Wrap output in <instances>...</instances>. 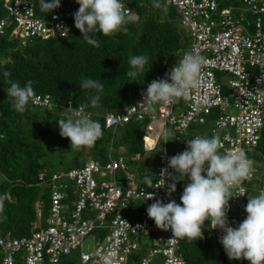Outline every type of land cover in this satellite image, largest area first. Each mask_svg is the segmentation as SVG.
Masks as SVG:
<instances>
[{
	"label": "built area",
	"instance_id": "obj_1",
	"mask_svg": "<svg viewBox=\"0 0 264 264\" xmlns=\"http://www.w3.org/2000/svg\"><path fill=\"white\" fill-rule=\"evenodd\" d=\"M36 1L39 0H0V37L24 47L33 39L62 38L67 35L64 29L71 31L69 20L73 17L71 8L78 5L76 0H60L61 6L49 13L35 9ZM162 1L175 12L180 27L188 33L189 43L172 62H160L145 88L154 79H168L171 69L188 51L205 57L201 84L180 105H158L156 114L142 109L139 94L120 110L105 114L103 127L114 129L147 118L140 139L143 153H150L157 149H149L155 122H163L179 136H185L190 124L203 125L213 114L209 137L221 138L220 151L242 148L248 157L259 142L264 123V0ZM123 3L130 8L126 0ZM245 16L250 20L246 21ZM216 73L220 78H216ZM31 104L40 108L51 106L46 94L36 95ZM69 107L76 108L66 103L63 111L68 117L72 116ZM196 135L185 138L188 141ZM170 157L165 150L157 155L152 188H147L143 179L137 181L130 176L125 182H118L116 173L124 170L127 162L111 151L101 163L88 159L77 169L39 172L37 181L44 185L48 198L45 226L40 227L38 220L27 237L1 235V264H56L76 249H79L78 264H127L134 254H139L134 264H187L176 255L178 238H173L170 229H158L147 216V207L155 199L180 203L176 191L167 194V186L172 183L167 177L164 187L156 188L161 169L167 166ZM243 188L244 196H237L240 191L237 188L229 200L227 218L233 228L246 218L248 191L258 195L264 186L253 189L244 182ZM147 192L153 193L154 199L147 200ZM3 195L10 200L8 194ZM35 211L39 217L41 210ZM209 230L214 241L219 242L222 231L211 229L210 224ZM96 231L104 233L96 239L91 253L83 252L82 240ZM241 261L247 264L246 260Z\"/></svg>",
	"mask_w": 264,
	"mask_h": 264
},
{
	"label": "trees",
	"instance_id": "obj_2",
	"mask_svg": "<svg viewBox=\"0 0 264 264\" xmlns=\"http://www.w3.org/2000/svg\"><path fill=\"white\" fill-rule=\"evenodd\" d=\"M126 1L130 9L140 16L139 21L128 24L129 31L126 34L123 31L109 37L99 33L90 34L98 39L100 47L89 45L75 28L72 19L69 20L71 31L62 38H36L20 47L15 41L0 37V195L6 193L10 198L9 201L5 199L4 212L0 213V236L9 233L15 238L27 237L32 228L37 226V221L46 217L47 193L37 197V189L44 187L37 181L39 172L48 174L50 171L77 169L88 159L101 163L106 161L110 151L122 155L129 164H139L138 160L143 156L140 137L148 119L106 129L102 117L120 110L145 92V84L157 72L160 62L175 60L186 50L189 37L180 27L172 8L165 5L166 12L154 8L153 0ZM160 2L163 3L162 0ZM35 6V9L40 8L39 1H36ZM138 55H146L148 63L145 73L133 79L127 76L129 70H134L129 59ZM6 70L10 72L8 79L19 82L21 87L31 80L36 95L51 97V106L34 107L30 102L25 113H18L6 93L10 87L3 76ZM84 79L100 82L104 91L97 93L95 90L81 89ZM94 95L100 96L96 108L90 104ZM67 102L89 113L91 119L102 125L104 134L90 149L76 150L71 148L68 138L58 139L64 154L52 160L50 155L54 149H50L45 140L49 125L41 113H51L55 120L64 119L66 117L61 111ZM213 117V114L208 116L206 122ZM202 126L192 123L187 129L201 135L199 130ZM248 157L258 169L252 178L258 184L256 188L264 186V173L260 172L264 169V123L259 142ZM133 158L137 160H131ZM178 185L179 180L176 181ZM176 192L180 197L183 190L177 188ZM251 193L249 190V197L254 196ZM37 198L42 200L39 217L34 209ZM68 201L65 200V203ZM202 230L203 239L188 241L178 238L176 255L182 261L187 264H243L241 260L228 258L222 244L216 243L210 236L207 221ZM103 233L96 231L91 235L98 240ZM73 252L60 258L56 264H78V251L76 254ZM138 258L139 254L132 255L129 264H134ZM1 259L0 254V264Z\"/></svg>",
	"mask_w": 264,
	"mask_h": 264
},
{
	"label": "clouds",
	"instance_id": "obj_3",
	"mask_svg": "<svg viewBox=\"0 0 264 264\" xmlns=\"http://www.w3.org/2000/svg\"><path fill=\"white\" fill-rule=\"evenodd\" d=\"M39 3L45 13L61 6L60 0H39ZM76 3L79 8L73 14L74 26L84 40L94 47H100V43L90 34L99 33L105 37L121 31L126 34L129 31L127 25L140 19L123 0H76ZM153 7L167 11L160 0H153ZM63 31L68 34L67 29ZM205 62V57L198 52H185L171 69L168 79H154L148 84L138 104L145 112L153 113L158 105L172 106L181 99H189L192 90L201 84L200 77ZM147 63L146 55L131 57L129 64L134 70H129L127 76L135 79L139 74H144ZM3 76L10 85L6 93L12 100V107L18 113H25L30 102H35L36 92L32 81H27L21 87L19 82L8 79L9 71H4ZM80 88L95 90L97 93L104 91L103 85L93 79H84ZM99 100V95L92 96L91 107H98ZM68 110L72 112V116L66 117V113L61 111L66 118L58 120L61 137L68 138L73 149L92 148L104 134L102 125L91 119L90 114H85L82 107H69ZM171 136L173 133L163 122H155L149 149L154 151L158 145L161 147L160 140L167 142ZM222 146L223 142L218 135H196L187 141L184 151L168 158L167 166L161 169L156 188L164 187L167 177L172 181L167 186V194L170 196L176 191L177 180L187 177L189 182L183 189L179 204L175 200L164 203L155 199L147 207V216L158 229H170L173 238H186L188 241L204 238L202 229L207 221L211 229L222 231L219 242L230 260L243 259L249 261V264H264V189L256 196L247 197L246 218L238 227L230 226L227 213L229 200L233 198L232 191L239 188L237 196L245 195L243 184L252 179L254 161L247 157L242 148L221 152ZM168 169H172L176 175L169 173ZM143 180L147 188H152L151 175L143 177ZM145 196L147 200L154 199L151 192L145 193ZM5 199L6 195H0V213L4 212Z\"/></svg>",
	"mask_w": 264,
	"mask_h": 264
},
{
	"label": "rangeland",
	"instance_id": "obj_4",
	"mask_svg": "<svg viewBox=\"0 0 264 264\" xmlns=\"http://www.w3.org/2000/svg\"><path fill=\"white\" fill-rule=\"evenodd\" d=\"M237 5L239 8H242V6L240 4H237ZM78 8H79V5L71 8L72 14H74L78 10ZM245 17H246V21L250 20V18H248L247 16H245ZM72 20L74 21V17H72ZM215 75H216V77L220 78L219 74H215ZM178 104L179 105L182 104V99L178 102ZM41 114L45 119H47V122L49 125L45 140L48 143V145L50 146V149H54V152L50 156L52 157V160H57V158L60 155L64 154L63 149L60 145L61 141L58 140L61 138L64 139V137H61L60 132H59L58 119L55 120L53 118V114H51V113H49V114L41 113ZM152 114H156V111L153 112ZM66 117H68V116H66ZM211 124H212L211 121L206 122L205 125L203 124V126L199 130V133L205 134V132H206V135L210 136ZM58 132H59V134H58ZM171 132L173 133V136L168 138L169 141L164 142V140L161 139L160 140L161 147L158 145L157 149L154 152L143 153V156L138 160L139 164L134 165L133 163L132 164L126 163L124 170L116 173V176H115L116 180L118 182L122 183V182H125L127 176H130L132 179L137 180V181L143 179V177H145V176H149V175L152 176L154 167L157 164V155L159 153H161L163 149L165 150V152L167 154H169L171 156H174L177 153L184 151L186 149V145H187L186 138L191 137L194 134V131L187 129L186 134H185L186 138H185V136L180 137L176 132H173L172 130H171ZM55 134H58V135L55 136ZM66 145H69V143L68 144L66 143ZM80 157L83 158L82 155H80ZM125 162H128V161L126 160ZM253 167H254L253 175L254 174L256 175V172H258V169H257V166L255 163H254ZM260 172H261V174L264 173V169H263V171L261 169ZM173 173L174 172L172 170V174ZM104 179H108V176H104ZM184 179H185L184 180L185 183L189 182L187 177H185ZM0 180H1V178H0ZM262 181H264V178ZM245 183H246V187H250L253 189H256V187H258V184L255 181V179H251L250 181H245ZM45 192L47 193L46 189L43 186H40L37 189V197H39L40 195H42ZM252 193L254 196H256L255 192H252ZM252 193H251V195H252ZM34 209L35 210H38V209L41 210L42 209V200H39V198H37V202L34 204ZM90 214H94V212H90ZM41 220H40L39 226L44 227L45 226L44 218ZM96 243H97L96 237L91 235L88 238H85L84 240H82L81 250L85 253H91L93 251V249L95 248ZM77 251H79V249H76L73 253L76 254ZM127 264H129V260L127 261Z\"/></svg>",
	"mask_w": 264,
	"mask_h": 264
},
{
	"label": "crops",
	"instance_id": "obj_5",
	"mask_svg": "<svg viewBox=\"0 0 264 264\" xmlns=\"http://www.w3.org/2000/svg\"><path fill=\"white\" fill-rule=\"evenodd\" d=\"M201 135H206V132H205V134H201ZM184 180H185L184 178H183V179H180V180H179V185L176 186V187L179 188V189H181V190H183L184 187H185V185L187 184V183L184 182ZM177 188H176V189H177Z\"/></svg>",
	"mask_w": 264,
	"mask_h": 264
},
{
	"label": "water",
	"instance_id": "obj_6",
	"mask_svg": "<svg viewBox=\"0 0 264 264\" xmlns=\"http://www.w3.org/2000/svg\"><path fill=\"white\" fill-rule=\"evenodd\" d=\"M133 164L135 165V164H136V162H133Z\"/></svg>",
	"mask_w": 264,
	"mask_h": 264
},
{
	"label": "bare ground",
	"instance_id": "obj_7",
	"mask_svg": "<svg viewBox=\"0 0 264 264\" xmlns=\"http://www.w3.org/2000/svg\"><path fill=\"white\" fill-rule=\"evenodd\" d=\"M123 183V182H122Z\"/></svg>",
	"mask_w": 264,
	"mask_h": 264
}]
</instances>
